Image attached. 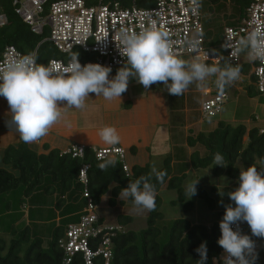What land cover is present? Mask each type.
<instances>
[{"label":"trees","instance_id":"16d2710c","mask_svg":"<svg viewBox=\"0 0 264 264\" xmlns=\"http://www.w3.org/2000/svg\"><path fill=\"white\" fill-rule=\"evenodd\" d=\"M52 1L54 0H50L49 4ZM115 1H119L124 6H131L133 3V0H103L105 3ZM155 1L138 0V4L148 7ZM221 1L224 0L201 1L202 21L205 2L218 4ZM229 1L238 14V18L229 25L236 26L246 15V10L253 0ZM15 8L14 0H0V13L6 14L8 18L7 24L0 27V59L8 45L16 46L24 54L31 53L39 45L38 62L45 65L51 58H64L65 54L51 42L44 41L47 32L44 34L32 32L15 12ZM203 24L206 35L205 46L209 49L223 47L225 28L219 35V39H216L212 36V29L204 21ZM81 59L85 61L88 57ZM224 61L219 65L223 66ZM247 66L249 67L248 63L241 64V71H244ZM248 91L251 93L253 90L248 87ZM188 144L194 148L190 153V164L196 169L212 166L215 175L237 178L240 173L236 166L238 159L242 160L244 168L264 160V128L255 126L247 128L243 123L232 125L221 120L208 133L198 132L190 135ZM131 149L136 151L135 146ZM216 153L223 155L227 167L214 166L213 160ZM116 160L118 162L114 168L109 167L106 171H102L97 166L102 160L95 157L91 148H87L84 158H76L57 147L43 146L41 150H37L22 140L17 144H9L4 148L1 156L0 206L4 201L5 207H12L11 200H14L12 198L19 193L21 195L18 199L21 204H26L28 197L33 198L38 193H53L58 194L56 206L62 209L63 204L67 202L68 204L64 205L66 213L68 215L78 213L79 221L83 215L82 212L79 213V203L83 199L87 201L86 190L97 206L105 196H108L109 204L116 205L122 202L119 194L130 181H135L140 176L151 172L149 164L128 165L129 169L125 171L122 162L119 159ZM85 163H90L87 185L79 179V171ZM172 163V156L169 155L160 169L167 172L163 183L157 182L154 176L152 182L156 183L157 192L162 186L174 187L178 190L179 197L184 199L186 196L182 183L186 173L183 170L182 175H176ZM127 199L133 202L131 198ZM160 205L161 198L157 194L156 209L149 211L148 225L139 231L125 229L118 225L121 229H116L115 235L111 238L113 255L109 264H197L200 256L196 249L204 241H207L208 248L206 264H223L221 257L224 255V250L218 244L222 235L220 222L207 225L177 218L172 222L168 239L162 243L160 238L163 227L157 224V221L163 219ZM34 214L30 212V216L34 217ZM100 219L103 222L101 216ZM119 220L128 223L133 219L124 214L119 216ZM70 223L72 221L55 224L46 244L40 234H32L28 225L20 229L18 235H14L9 242L0 237V264H85L82 254L73 256L70 263L64 262L65 254L60 239L66 237ZM12 231L17 233L14 227ZM252 239L256 241L258 251L255 264H264V237L257 239L252 236ZM94 264H106L105 259L102 256H96Z\"/></svg>","mask_w":264,"mask_h":264},{"label":"clouds","instance_id":"9594fccd","mask_svg":"<svg viewBox=\"0 0 264 264\" xmlns=\"http://www.w3.org/2000/svg\"><path fill=\"white\" fill-rule=\"evenodd\" d=\"M116 42L121 55L126 57V63L113 78H109L112 71L110 66L100 63L82 65L78 53L63 68L51 62L47 65L37 63V58L32 55L10 60L0 68V96L9 105L10 120L6 122L9 127L15 126L20 139L31 144L46 136L61 121L64 115L62 108H84L90 93L109 101L120 99L131 78H135L145 89L154 83H162L170 95L178 97L193 83L203 87L209 77L215 76V85L223 93L240 79L241 68L239 65L234 66L232 62L239 53L246 52L250 61L259 60L264 64V28L260 27L238 42L235 51H231L223 66L208 64L199 56L193 60L181 58L174 51L169 32L157 27L155 23L139 32L122 29ZM261 90L264 91V79ZM99 136L110 146L121 142L115 126H104L99 130ZM117 152L122 160L124 150L120 148ZM101 159L102 162L97 166L102 171L114 168L118 162L112 157ZM213 164L227 167L220 153L215 154ZM166 175V170L160 171L153 166L147 175L130 181L121 190L119 198H131L137 212L154 211L157 187L152 178L154 176L157 182L163 183ZM199 179L192 181L184 189L187 199L197 194ZM227 195L235 206L231 203L224 205L226 211L220 221L222 235L218 244L224 250L221 257L223 264H255L258 251L252 236L264 237V160L247 168H240L239 186ZM220 203L223 205V200ZM240 222H247L251 228V236L242 233ZM233 225H236L235 229ZM196 252L200 256L197 264H206L207 241L202 242Z\"/></svg>","mask_w":264,"mask_h":264},{"label":"rangeland","instance_id":"374dc122","mask_svg":"<svg viewBox=\"0 0 264 264\" xmlns=\"http://www.w3.org/2000/svg\"><path fill=\"white\" fill-rule=\"evenodd\" d=\"M237 18L238 14L229 0L221 1L218 4L208 2L204 4L203 21L212 29V36L216 37V39H219V35L223 32L224 28L233 23ZM218 50L222 58L226 60L224 48L220 47ZM181 58L186 60L194 59L193 56H181ZM243 62L249 64L248 70L253 69L254 61L248 59L246 52H242L240 56V63ZM121 67H118L113 73H109V78L115 77ZM215 79V76L209 77L206 86L203 87L193 83L183 95L177 97L170 95L162 87L156 88L157 90H146L135 78H131L127 90L121 95L120 99L116 98L109 101L102 96L96 97L94 93H90V97L86 100L84 108H62L63 118L54 125V127H66L65 124H69V129H74L70 133L74 140L78 141V138H81V142L94 143L99 145V147L100 145H107L99 136V130L104 126H115L117 130L120 128L121 138L127 140L130 138L134 140L138 139V134L140 133L136 134L134 129L145 133L143 129L139 128V124L141 123H148L150 125L149 128H152V123L161 126L157 131L160 136L154 139L156 140L155 145H149L148 147L140 146V155H137L135 150L131 149L126 142L121 140V143L125 147V161L129 166L134 164H149L150 170H152L153 166L157 170H160L164 166L166 158L171 155L174 173L182 175L183 170L186 173L182 183L184 189L189 183L200 178L197 185V194L191 199H187V197L181 199L178 190L174 187L162 186L157 192L161 198L159 209L163 213V219L157 221V224L163 227L160 238L162 243L168 239L170 227L175 219L185 218L192 222L211 225L214 222L222 220L226 211L224 205L231 203L235 206L227 193L239 186V176L231 178L227 175H215L212 166L201 169L194 168L190 164V153L194 148L187 144L188 137L186 138V135L183 133V125L185 124H192L194 122L197 126L205 128V133H208L218 125V120L225 119L222 113L214 117H204L202 112H200L203 101V93L201 91L208 88L211 90L212 95L216 94ZM154 85L157 86V83H154ZM248 87L253 90L251 93L248 91ZM225 91L228 94V98L224 100L223 108L225 109L227 118L234 113H238L237 119L232 121L230 119L233 117L229 118V122L232 125L241 122L247 128L254 126L264 128V92L261 93L257 90L254 81L249 76L241 73L240 79L227 87ZM142 93L150 94L147 97L148 100L147 98L145 99L153 107V117L145 121L141 119L144 115H152H143L140 112L142 100L138 99V94L141 95ZM3 99L5 98L3 97ZM4 105H8L7 100ZM170 108L175 113L169 112ZM183 108L187 109L186 118L182 115L181 109ZM107 110L109 111L108 113L104 112ZM252 114L257 119H250ZM247 118L249 119L248 121ZM202 122L206 123L202 124ZM172 123L177 125L174 132L170 130L173 125ZM133 124L136 125L134 128L131 126ZM54 127L52 128L55 129ZM192 133H195V131L189 134L192 135ZM46 136L47 139L57 140L55 137H52V134H47ZM0 137L4 136L0 135ZM141 138L145 139L144 134L141 135ZM34 148L41 150L43 146L39 147L40 149L37 146H34ZM2 152H0V158ZM0 164H2L1 159ZM236 166L239 168V171L240 168H244L241 159L237 160ZM221 194L224 195L221 196ZM20 195L19 193L12 198L14 199L11 200L13 202L12 207H5L4 201L1 202L0 237L4 238L7 242L14 235H18L20 229L28 225L31 228L32 234H40L46 244L51 237V231L55 224L59 225L66 223V221L78 222V213L77 215H68L66 213L64 205L67 202L63 204L62 209L56 206L58 194L38 193L33 198L28 197L26 204L20 203L18 199ZM221 200H223V205L220 203ZM86 206V199L81 200L79 203V213L82 212L84 214ZM30 212L35 213L34 217L30 216ZM97 213L103 218L105 226L116 227L121 225L125 229L131 228L139 231L148 225L149 211H135L133 202L128 201V199L122 200V202L116 205H111L108 203V196H105L97 206ZM124 214L131 216L133 220L123 223V221L119 220V216ZM12 227L17 230V233L12 231Z\"/></svg>","mask_w":264,"mask_h":264},{"label":"built area","instance_id":"2783aa9c","mask_svg":"<svg viewBox=\"0 0 264 264\" xmlns=\"http://www.w3.org/2000/svg\"><path fill=\"white\" fill-rule=\"evenodd\" d=\"M14 0L15 12L36 34L47 32L44 41L51 42L64 58H51L48 63L66 67L72 56L78 53L82 65L100 63L110 66L112 71L124 66L126 57L121 55L116 40H119L121 30L139 32L142 28L155 23L170 34L174 51L181 56L201 57L206 63L219 64L223 60L218 49H209L205 46V27L202 21V0H156L153 5L145 7L133 0L131 6H124L119 1L105 3L103 0ZM195 8V11L193 9ZM8 22L6 14L0 13V27ZM264 28V0H253L246 10V15L240 24L228 25L224 30V45L226 59L231 51H235L238 42L256 28ZM195 44V47L192 45ZM38 47L28 54L22 53L16 46L8 45L0 59V68L10 60L24 55L37 58ZM242 53V52H241ZM234 59L233 65H241L240 56ZM88 57L87 60L81 58ZM47 63V64H48ZM46 64V65H47ZM111 71V72H112ZM254 77L256 88L261 90L264 79V64L254 61L251 74ZM205 95L211 90L205 89ZM228 94L219 92L206 98L201 104L204 117H213L221 109ZM87 148H91L98 160L112 157L119 159L124 170L128 171L125 157L126 151L121 146L99 147L82 143H72L63 151L76 158H84ZM124 150L121 160L117 149ZM82 169V171H81ZM79 171V179L88 184V170L90 163H85ZM87 206L85 213L78 222L68 225L66 237L60 239L64 249V262L70 263L76 254H82L85 264H94L96 256H102L109 264L113 252L111 238L120 226H105L97 213V205L93 202L88 191H85ZM239 227L243 234L251 235V228L247 222H240ZM236 228V225H233ZM255 237V236H254ZM261 238V237H255Z\"/></svg>","mask_w":264,"mask_h":264},{"label":"crops","instance_id":"0c3cea01","mask_svg":"<svg viewBox=\"0 0 264 264\" xmlns=\"http://www.w3.org/2000/svg\"><path fill=\"white\" fill-rule=\"evenodd\" d=\"M194 58V57H193ZM195 59V58H194ZM224 60V59H223ZM222 60V61H223ZM221 61V62H222ZM246 62H243V63H241L242 65L243 64H245ZM208 64H213V63H208ZM117 69V68H116ZM115 69V70H116ZM114 70V71H115ZM113 71V72H114ZM113 72H110V73H113ZM241 73L242 74H245V75H247V76H249L251 79H252V81H254V84H255V80H254V78H253V76L252 75H250L251 74V70H248V66L245 68V70L244 71H241ZM162 87V89H164V86H163V84L162 83H158L157 84V86L156 85H152V87H150V88H148V89H146V90H151V89H156V88H161ZM206 89V88H205ZM208 89V88H207ZM157 90V89H156ZM201 91V90H200ZM202 93H203V101L206 99V98H208V97H210V96H212V93L210 94V95H205L204 94V90H202L201 91ZM216 92L217 93H219L220 91L217 89L216 90ZM225 93H226V91H224ZM216 93V94H217ZM214 95V94H213ZM148 96H150V94H141V95H139L138 94V99H140V101L142 100V109H141V113L144 115V114H151L152 116H143L141 119L142 120H149V118L151 119L152 117H153V107H152V105L150 104V103H148V101H146V99L145 98H147ZM147 100H148V98H147ZM202 101V102H203ZM6 102V100L5 99H3V97H0V135H3L4 137H0V152L1 151H3V149L7 146V145H9V144H17L21 139H20V137H19V134H18V132L15 130V126H12L11 128L9 127V125H8V123H6L7 121H9L10 120V116H9V106L8 105H4V103ZM104 103L106 104V101L104 100ZM128 104V103H127ZM126 104V105H127ZM224 105V104H223ZM181 111H182V115H184L185 116V118H186V113H187V109L186 108H183V109H181ZM104 112H106V113H108L109 111L107 110V111H104ZM169 112H174L171 108L169 109ZM201 112V111H200ZM175 113V112H174ZM220 113H222V115H223V117L226 119H220V120H218V123H219V121H225V122H229L230 120H235V119H237L238 118V113H234V114H232V115H230L229 116V118H231V117H233L232 119H230L229 120V118H227V114H226V112H225V109L223 108V106H222V109L216 114V115H218V114H220ZM224 113V114H223ZM215 115V116H216ZM214 117V116H213ZM235 117V118H234ZM253 118H255V119H257V117H254V114H252L251 116H250V119H253ZM240 119V118H239ZM249 119L247 118V121H248ZM206 122H202V124H205ZM229 123H231V122H229ZM239 123H241V122H239ZM173 125L171 126V132H174V130L177 128V125L175 124V123H172ZM238 124V123H237ZM68 125L69 124H65V126L66 127H54L55 129H53V128H51L50 129V131H49V133L48 134H52V137H55L57 140H51V139H47V136L42 140V138L39 140V141H37V142H34V143H31V144H29L31 147H33L34 148V146H37L38 148L39 147H41V146H47V147H49V148H51V147H57V148H59L61 151H65L67 148H68V146L70 145V144H72V143H82V144H86V145H95V146H99V145H96V144H94V143H90V142H81V138H78V137H76V138H78V141L77 140H74L73 139V136L70 134L71 132H72V130H74L73 128H71V129H69V127H68ZM201 125V124H200ZM72 126V125H71ZM132 126V128H134L136 125L135 124H133V125H131ZM184 126V128H183V133L186 135V138L187 137H189V135H191V134H189V133H191L192 131H195V133H192V135L193 134H197L198 132H205L204 130H205V128H202V127H199V126H197L194 122L192 123V124H185V125H183ZM197 126V127H196ZM209 126H211V125H209ZM150 127V125L148 124V123H141V124H139V128H141V129H143L144 130V132L145 133H143V132H141V131H139V130H136V129H134V131L136 132V134H138V133H140V134H138V139H132V138H130V139H123V138H121V140L123 141V142H126L127 144H129V146L130 147H132V146H135L136 147V154L137 155H140V153H139V151H140V146H146V147H148L149 145H155L154 143H155V141L156 140H154L156 137L158 138V136H160L158 133H157V131L161 128V126H159V125H156V124H154V123H152V128H149ZM259 128H261V127H259ZM263 128V127H262ZM70 130V131H69ZM69 131V132H68ZM118 133H119V135H120V137H121V132H120V128H118ZM159 132H162V131H159ZM186 132H189V133H186ZM54 134V135H53ZM142 134H144V136H145V139H143V138H141V135ZM42 140V141H41ZM188 144V143H187ZM34 145V146H33ZM189 145V144H188ZM106 146H110V145H104V146H101L100 145V147H106ZM118 146H121V147H123V148H125L123 145H122V143L120 142V144H118ZM40 149V148H39ZM1 156H2V154H1ZM1 159V158H0ZM125 159H126V157H125ZM127 164V163H126Z\"/></svg>","mask_w":264,"mask_h":264}]
</instances>
